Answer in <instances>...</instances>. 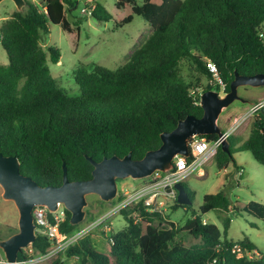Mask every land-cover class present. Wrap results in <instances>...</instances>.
I'll use <instances>...</instances> for the list:
<instances>
[{
	"label": "trees",
	"instance_id": "trees-1",
	"mask_svg": "<svg viewBox=\"0 0 264 264\" xmlns=\"http://www.w3.org/2000/svg\"><path fill=\"white\" fill-rule=\"evenodd\" d=\"M79 1L36 4L26 0L25 9H16L0 26V43L8 59L6 64L0 61V153L17 156L21 172L42 186L62 184L64 163L70 180L90 179L94 166L86 155L100 161L131 152L134 159H140L158 148L161 133L174 129L180 119L191 114L201 117L200 94L220 87L213 81L199 90L181 74L182 60H190L210 80L206 64L214 62L226 92L236 71L264 73V0H117V7L124 10L119 20L95 1L92 16L98 21L113 20L121 28L140 15L153 30L116 70L96 63L78 66L73 74L80 94L70 96L49 65V58L53 63L60 61V49H45L41 40L52 24L69 32L72 22L79 27L81 18L74 15ZM200 137L218 139L217 134ZM228 140L230 152L221 146L215 156L219 169L232 162L240 168L236 147L251 152L264 166V107L253 116L245 140L241 142L235 134ZM183 185L193 200V192ZM121 197L120 191L117 198ZM179 206L189 205L176 198L174 208ZM215 209L226 213L221 216L223 229L201 216ZM257 209L264 212L260 203L232 202L220 190L205 194L200 214L179 225L164 212H150L141 203L122 209L127 225L107 236L104 251L81 240L50 264H264V255L239 257L233 251L236 243L247 251H258L249 237L235 241L228 236L232 217L227 213ZM70 219L67 210L62 234L77 230ZM165 222L168 227L162 226ZM50 245L48 237L38 232L30 246L35 253H45ZM19 256L26 255L20 251ZM74 256L78 259L71 261Z\"/></svg>",
	"mask_w": 264,
	"mask_h": 264
},
{
	"label": "rangeland",
	"instance_id": "rangeland-1",
	"mask_svg": "<svg viewBox=\"0 0 264 264\" xmlns=\"http://www.w3.org/2000/svg\"><path fill=\"white\" fill-rule=\"evenodd\" d=\"M32 1L36 4H40L41 2V0ZM95 1L102 3L116 20L124 17V10L117 7V0H80L74 13L75 17L81 18L79 27L72 22L73 29L69 32L60 25L52 24L49 34H43L41 40V45L45 49H48L49 46H56L60 49V61L53 63L49 58V65L53 76L67 90L70 96L80 94L79 85L74 79L73 74L78 66H90L96 63L116 70L130 60L132 52L146 41L153 30L150 23L140 15H135L131 23L117 28L113 20L101 22L92 15L81 12L82 8H90ZM16 9L17 7L13 0H3L0 3V26ZM0 61L3 64L8 62L7 53L1 43ZM180 71L183 77L187 81L195 83L199 90L206 84L211 83V80L202 75L188 59L182 60ZM262 92H264V86H241L239 88L241 97L251 98V100L259 98ZM260 101H264V98L260 99ZM255 103V101L251 103H243L239 100L235 101L223 110L219 118V124L228 129L236 118L249 112ZM242 107L248 108L243 110ZM253 116L251 115L248 119L241 122L233 133L239 137L241 142L249 136ZM236 149V159L241 162H237L240 168L232 162L229 164L227 171L219 169L214 157L203 165L202 171H196L183 182L193 192V200L188 207L179 206L174 208L175 200L168 197L156 201V205L161 207L162 212L168 215L169 220L179 225H183L189 218L200 214V207L204 202L205 194L216 193L220 190H224L232 202L238 201L240 204H248L256 201L264 206V166L255 160L251 152L246 150L238 151V147ZM242 167L243 169H241ZM240 170H242L241 175L239 174ZM143 183V180L132 178L120 179L118 180V195L120 191L132 192L141 187ZM117 197L113 201L105 202L96 194L88 195V205L85 208L87 215L85 220L78 225L77 230L86 228L100 216L113 210L118 201L123 198V194L120 199ZM261 213H264L262 209L243 210L240 212L230 211L227 213V215L232 217L228 230L229 238L239 241L244 237H249L258 246V251L250 253V256L254 258H260L264 255V217L261 216ZM224 214L226 213L215 209L201 216L205 221L216 223L223 229L221 216ZM18 221L19 211L12 200L3 198V188L0 185L1 238L5 239L4 237L8 234L18 232ZM106 223L110 225V231L106 232L103 225L96 227L82 241L87 242L91 247L99 251H104L107 245V236L124 228L127 225V220L122 211H118ZM162 226L168 227L169 225L165 222ZM182 236L184 237V241L189 244L190 239L186 232H182ZM0 256H5L1 248ZM50 263L51 261L40 264Z\"/></svg>",
	"mask_w": 264,
	"mask_h": 264
},
{
	"label": "water",
	"instance_id": "water-1",
	"mask_svg": "<svg viewBox=\"0 0 264 264\" xmlns=\"http://www.w3.org/2000/svg\"><path fill=\"white\" fill-rule=\"evenodd\" d=\"M3 0H0V3ZM17 9L23 11L26 0H13ZM241 86H264V73L253 75L235 72L230 89L220 94L216 89H208L200 94V105L203 115H188L178 121L176 127L161 133V145L148 150L140 159H134L129 152L124 157L112 155L100 161L86 155L94 166L92 177L86 180H70L66 164H63V182L59 186L40 185L32 177L21 172V162L17 156L0 153V185L3 198L12 200L19 211V231L0 240V248L6 258L15 262L23 248L30 246L37 238L33 209L36 205H46L56 210L60 203L71 212L70 223L81 224L87 215V196L98 195L102 201L110 202L118 196V179L132 178L142 180L150 177L155 171H168L173 168V160L178 154L190 155V142L196 136L217 134L224 137V129L219 124L223 110L239 100L251 103L239 94ZM222 149L230 152L228 137L222 142ZM178 202L185 205L192 200L182 183H177Z\"/></svg>",
	"mask_w": 264,
	"mask_h": 264
},
{
	"label": "built area",
	"instance_id": "built-area-1",
	"mask_svg": "<svg viewBox=\"0 0 264 264\" xmlns=\"http://www.w3.org/2000/svg\"><path fill=\"white\" fill-rule=\"evenodd\" d=\"M95 9V2L88 7L82 8V13L92 15ZM264 36V33H261ZM207 68L212 74L211 83L217 81L220 90V94L226 93V84L220 77L218 69L214 62L208 61ZM261 107H264V101H258L250 108L249 112L244 113L233 122V124L224 130V137H218L216 140H208L205 137L196 136L192 138L190 142V155L178 154L173 160V168L168 171H155L147 181H145L141 187L132 192L121 191L123 198L118 201L113 210L106 212L95 220L92 224L86 228L78 229L73 233L67 235L60 232V228L67 219V208L64 204L60 203L56 210L49 209L46 205H36L33 209L34 222L36 224V232L48 237L51 242L50 247L45 253H35L31 246L23 248L21 251L26 255L23 258L18 257L15 262L9 261L6 256H0V264H40L48 261H52L54 258L59 257L70 245L78 243L86 235H88L92 229L104 226L106 232L111 230L110 225L106 222L110 217L115 215L122 209L143 204L150 212H162L161 207L156 205V201H160L162 198H170L176 200L178 198V190L176 188L177 183H183L189 176L196 171L201 170L204 164L213 159L219 147L222 146L224 138L229 137L239 127L241 122L248 119L251 115H255ZM202 171V170H201ZM200 171V172H201ZM242 170H240V173ZM138 216V214H137ZM233 251L239 256L248 255L250 251H247L242 247L240 243H236L233 247ZM251 257V256H250ZM78 259L74 256L71 261ZM216 262V259L213 263Z\"/></svg>",
	"mask_w": 264,
	"mask_h": 264
},
{
	"label": "crops",
	"instance_id": "crops-1",
	"mask_svg": "<svg viewBox=\"0 0 264 264\" xmlns=\"http://www.w3.org/2000/svg\"><path fill=\"white\" fill-rule=\"evenodd\" d=\"M262 98H264V92H262V95L259 97V98H254L253 100H256V101H259L260 99H262ZM248 99V98H247ZM251 102L253 101V100H251V98L249 99ZM246 108H248V107H246ZM245 107H242V109L244 110V109H246ZM222 126V125H221ZM223 127V126H222ZM223 129H225L224 127H223ZM236 135V134H235ZM239 146V145H238ZM237 153V152H236ZM236 153H235V159L237 158L236 157ZM236 162H238V163H241V162H239V160H237L236 159ZM228 168V167H227ZM227 168H225V169H223V170H225V171H227ZM241 169H243V167L241 168ZM240 173V172H239ZM241 175V174H240Z\"/></svg>",
	"mask_w": 264,
	"mask_h": 264
}]
</instances>
